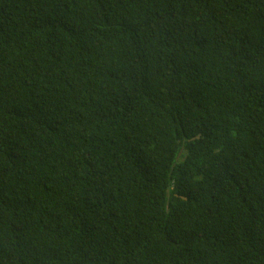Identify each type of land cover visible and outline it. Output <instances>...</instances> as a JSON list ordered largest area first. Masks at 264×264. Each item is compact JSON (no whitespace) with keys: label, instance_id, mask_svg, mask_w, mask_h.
<instances>
[{"label":"trees","instance_id":"1","mask_svg":"<svg viewBox=\"0 0 264 264\" xmlns=\"http://www.w3.org/2000/svg\"><path fill=\"white\" fill-rule=\"evenodd\" d=\"M0 264H264V0H0Z\"/></svg>","mask_w":264,"mask_h":264}]
</instances>
